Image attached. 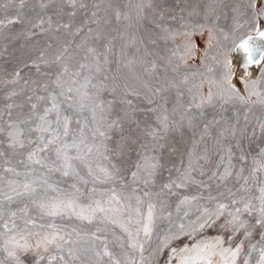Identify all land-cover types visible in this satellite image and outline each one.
Masks as SVG:
<instances>
[{"label": "rangeland", "instance_id": "obj_1", "mask_svg": "<svg viewBox=\"0 0 264 264\" xmlns=\"http://www.w3.org/2000/svg\"><path fill=\"white\" fill-rule=\"evenodd\" d=\"M263 26L264 0H0V264L22 237L21 264H264V62H232Z\"/></svg>", "mask_w": 264, "mask_h": 264}, {"label": "snow or ice", "instance_id": "obj_2", "mask_svg": "<svg viewBox=\"0 0 264 264\" xmlns=\"http://www.w3.org/2000/svg\"><path fill=\"white\" fill-rule=\"evenodd\" d=\"M261 36H264V32H260L259 33ZM244 43L241 44V47H244ZM33 108L36 107V105H32ZM47 114V113H46ZM41 120H44V117H40ZM115 123V122H114ZM44 131H47V128L43 129ZM9 137L11 138L10 139V143L13 144V145H19L21 147H23V140L21 139V135H22V130H19V129H16V128H13L9 131L8 133ZM65 135H67V123L65 124ZM100 135H104V133H100ZM57 144V140L56 138H49L47 139L46 143L44 144V146L42 148L39 149V151L43 152L45 151L46 149L49 148V146H52V145H56ZM69 147H73V148H78L79 145L76 144V143H73L71 145L69 144H65V143H60L59 146L55 147L54 148V151L57 155V159H61V156L64 155L66 156V153H67V149ZM37 153L36 152H30L29 153V160H33L35 159ZM35 162L36 163H41V160L39 159H35ZM72 167V164L69 160L65 159L64 160V170H63V175L67 176L69 175V171L67 169H70ZM58 171L60 169H57ZM135 175V174H134ZM227 175H230L229 172H225L224 176L226 177ZM180 186H183L182 184ZM166 187H171V185H167ZM24 189L25 191L27 192H34L35 189L31 188L29 185H24ZM261 192L264 193V188H261ZM9 199H11L9 197ZM64 202H61V204H63ZM233 203H236V201H233ZM73 205H74V200L72 199H69L67 201V204L65 205V207H67L68 209H73ZM40 207L41 209H47L49 211V214H58V210L60 209V205L59 204H56V203H52L51 205H46L44 203H40ZM225 208L224 205H220V208L217 210V216H221L223 215V209ZM105 211L104 208H102L99 203H97L96 205V208L93 209V211ZM244 210L245 211H249V206L247 204H245L244 206ZM74 211V209H73ZM240 209L237 208L236 209V213H240ZM258 212H259V217L256 219L255 223L257 225H260L261 227H264V199H262V205L261 207L258 209ZM84 218H88V217H84ZM239 220V217L238 215H234L233 216V219L232 221H229V223H237ZM115 223V221H113ZM121 227L123 228L124 225H121ZM239 227L240 228H243L245 227V225L243 223H240L239 224ZM125 231H127V229L125 228ZM148 231V226L145 225V232ZM56 233H52L51 234V238H49V235H45L43 237H39L37 238L36 240V244H35V247L36 248H40L42 246H47L48 244H51L54 242L55 238H56ZM21 239H23V243H20L18 241H12V244H13V249L11 251H9V256H12L16 259L17 261V264H21V260H20V257L19 255H17V250H19L20 252H26L28 251L30 248L33 247V245L31 243H29L28 239L27 238H24L22 237ZM239 250H240V246L238 245L237 248L232 251V250H228V249H225L221 254H224V252H230V255L232 257H235L238 253H239Z\"/></svg>", "mask_w": 264, "mask_h": 264}, {"label": "water", "instance_id": "obj_3", "mask_svg": "<svg viewBox=\"0 0 264 264\" xmlns=\"http://www.w3.org/2000/svg\"><path fill=\"white\" fill-rule=\"evenodd\" d=\"M251 42V46L248 47L247 43ZM244 43V47L241 44ZM237 49V53L233 58V64L236 69L244 67H252V65H260L264 62V38L258 40L256 36L251 35L245 41H243ZM252 72L256 71L252 70Z\"/></svg>", "mask_w": 264, "mask_h": 264}, {"label": "bare ground", "instance_id": "obj_4", "mask_svg": "<svg viewBox=\"0 0 264 264\" xmlns=\"http://www.w3.org/2000/svg\"><path fill=\"white\" fill-rule=\"evenodd\" d=\"M263 28H264V26H263ZM261 30H262V27H261ZM264 32V31H263ZM255 36V35H254ZM257 36V35H256ZM258 40H261V38L259 37V39ZM247 46L248 47H250L251 46V42H248L247 43ZM250 69H252V70H255V69H257L258 67H257V65H252V67H249ZM150 221V220H149ZM221 239V238H220ZM189 245H190V243H189ZM208 248V247H207ZM205 251H206V249H205ZM236 257V256H235ZM224 260H227V259H225V257H223L222 255H220V254H212L208 259H204L203 261H200L201 263L200 264H203V263H205V264H221ZM174 263V262H173ZM228 264H232V261H229V263Z\"/></svg>", "mask_w": 264, "mask_h": 264}]
</instances>
